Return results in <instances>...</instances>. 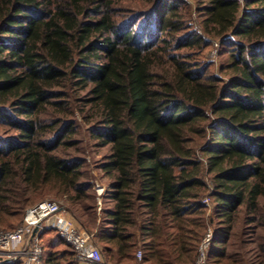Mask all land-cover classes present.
I'll return each instance as SVG.
<instances>
[{"label": "trees", "instance_id": "trees-1", "mask_svg": "<svg viewBox=\"0 0 264 264\" xmlns=\"http://www.w3.org/2000/svg\"><path fill=\"white\" fill-rule=\"evenodd\" d=\"M196 1L200 28L188 0H0V226L39 196L91 198L62 152L79 113L109 150L111 263L195 264L212 207L209 264H240L234 231L264 201V0ZM56 238L44 264H77Z\"/></svg>", "mask_w": 264, "mask_h": 264}, {"label": "rangeland", "instance_id": "rangeland-1", "mask_svg": "<svg viewBox=\"0 0 264 264\" xmlns=\"http://www.w3.org/2000/svg\"><path fill=\"white\" fill-rule=\"evenodd\" d=\"M192 8L191 21L194 26L200 28V18L196 13L197 1L188 0ZM135 8L136 5L129 4ZM218 43V42H216ZM214 49L208 50L204 56L203 61L211 65L210 72L215 73L218 77H223L220 74L221 66L227 62V56H221L218 53V47L214 44ZM216 49V50H215ZM77 122L79 125V135L77 139L80 141L78 146L72 147L69 150L62 151L68 159L78 158L83 162V172L85 184H90L92 187L89 194L91 198L86 201L73 203L67 196L62 198H55L54 196H39L40 199L34 204L44 201H53L61 205L63 210L73 218L74 224L92 228L90 234L96 242L97 228L101 224L104 217V211L110 208L108 195L111 191L110 180L102 173L101 165L104 163L106 155L109 154L108 149H100L95 146V140L91 137L90 128L92 125H87L84 122L82 115L76 113ZM1 129V127H0ZM105 189L104 193H99V189ZM33 205V206H34ZM31 207V206H30ZM28 209V208H27ZM26 209V211H27ZM26 211L22 215L6 216L4 223L0 226V230H13L19 227L24 221ZM252 219H255L252 221ZM207 220L209 227L215 231L216 217L214 211H208ZM84 228V227H83ZM87 230V229H86ZM58 233L57 230H46L42 235L43 247L45 248L44 256L57 245ZM96 240V241H95ZM51 241H54L51 243ZM54 244V245H53ZM230 247L229 254L233 256L232 259L239 261L240 264H264V201H262L261 213L258 216H246V213L241 215L239 224L237 225ZM59 251H70L74 254L72 247L68 244L58 246ZM99 248H101L98 245ZM106 264H114L110 259L103 254ZM76 260V259H75Z\"/></svg>", "mask_w": 264, "mask_h": 264}, {"label": "built area", "instance_id": "built-area-1", "mask_svg": "<svg viewBox=\"0 0 264 264\" xmlns=\"http://www.w3.org/2000/svg\"><path fill=\"white\" fill-rule=\"evenodd\" d=\"M98 192L104 193L105 189L100 188ZM203 204L211 207L208 198L203 200ZM59 215H66L59 203L44 201L27 209L24 221L19 227L0 230V264H44L42 235L50 230L45 223ZM55 230L72 247L77 264H106L101 248L95 244L93 236L85 228L72 222L60 225ZM213 239L214 231L208 227L199 245L195 264H209ZM143 260V250L139 249L132 264H145Z\"/></svg>", "mask_w": 264, "mask_h": 264}, {"label": "crops", "instance_id": "crops-1", "mask_svg": "<svg viewBox=\"0 0 264 264\" xmlns=\"http://www.w3.org/2000/svg\"><path fill=\"white\" fill-rule=\"evenodd\" d=\"M74 223L73 218L69 215V213H66L65 216L63 215H59L56 216L54 218H52L51 220L47 221L45 223V226L48 229H55L57 227H59L60 225H64V224H70V223Z\"/></svg>", "mask_w": 264, "mask_h": 264}, {"label": "water", "instance_id": "water-1", "mask_svg": "<svg viewBox=\"0 0 264 264\" xmlns=\"http://www.w3.org/2000/svg\"><path fill=\"white\" fill-rule=\"evenodd\" d=\"M38 231V229H36V231L35 232H37Z\"/></svg>", "mask_w": 264, "mask_h": 264}]
</instances>
